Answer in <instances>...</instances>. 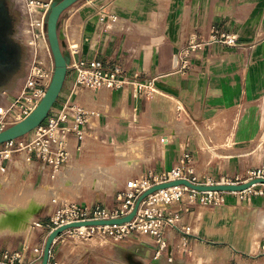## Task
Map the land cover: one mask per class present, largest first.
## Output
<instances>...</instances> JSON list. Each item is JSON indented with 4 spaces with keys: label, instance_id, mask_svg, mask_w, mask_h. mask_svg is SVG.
I'll return each instance as SVG.
<instances>
[{
    "label": "crops",
    "instance_id": "crops-1",
    "mask_svg": "<svg viewBox=\"0 0 264 264\" xmlns=\"http://www.w3.org/2000/svg\"><path fill=\"white\" fill-rule=\"evenodd\" d=\"M62 21L65 50L76 43L77 57L100 60L107 70L120 66L138 81L153 79L155 92L80 91L76 101L98 115L79 148L71 139L70 160L54 175L22 157L0 162V250L22 251L39 264L35 249H43L50 233L54 198L115 206L129 179L168 170L185 153L203 182L235 181L264 163V0H79ZM212 31L234 36L237 45L207 42ZM193 36L201 49L184 68L182 52ZM73 80L68 71L58 102ZM233 122L237 145L216 152L214 143L225 142ZM119 147L129 151L119 157L124 161L113 181L95 178L87 189L74 182V166L104 148L115 163ZM181 214L191 231L167 228L164 248L150 235L76 243L61 234L49 262L264 264V194L226 192L222 204L194 203Z\"/></svg>",
    "mask_w": 264,
    "mask_h": 264
},
{
    "label": "built area",
    "instance_id": "built-area-1",
    "mask_svg": "<svg viewBox=\"0 0 264 264\" xmlns=\"http://www.w3.org/2000/svg\"><path fill=\"white\" fill-rule=\"evenodd\" d=\"M52 0H23L21 2L22 26L18 30L17 40L27 52V70L25 76L14 91H5L0 95V131L22 121L40 103L44 97L54 72V60L47 38V16ZM102 9L100 19H105ZM207 42L216 41L226 46H236V38L230 34L212 31ZM202 42V41H201ZM204 42V41H203ZM197 37H191L188 46L182 52V66L187 67V59L201 49ZM70 63L68 71L73 73V83L64 93L61 101L54 104L48 117L35 128L32 137L25 136L8 140L0 144V162L22 157L27 162H37L43 169H51L53 175L60 171L70 160V141L76 145L90 135L89 122L97 116L75 97L85 88L116 89L131 86L139 97L151 96L155 92L153 79L138 81L129 76L120 66L107 70L100 60H87L77 57L76 43L70 45ZM62 93V92H61ZM255 178H264V163L247 169L240 179L222 182H246ZM176 180H188L194 184L216 183L203 182L195 171L192 154L185 153L180 162L172 168L155 173L148 171L129 179L117 194L118 204L112 207L100 203H80L68 198H54V209L49 217L50 231L74 222L107 220L123 217L131 212L136 199L147 189ZM247 194H264V184H255L240 191ZM226 192L200 191L187 185H173L158 189L149 194L141 203L135 217L122 224L83 225L71 227L61 233L69 241L88 242L93 238L108 242H122L132 234L153 236L160 248L166 246L165 233L172 228L184 234L191 227L184 222L182 211H189L191 205H218L225 201ZM180 203L181 209H173ZM60 234V235H61ZM37 260L42 257V248L35 249ZM159 253V252H158ZM0 262L5 264H32L33 260L19 250H0ZM49 264H62L59 261Z\"/></svg>",
    "mask_w": 264,
    "mask_h": 264
},
{
    "label": "water",
    "instance_id": "water-1",
    "mask_svg": "<svg viewBox=\"0 0 264 264\" xmlns=\"http://www.w3.org/2000/svg\"><path fill=\"white\" fill-rule=\"evenodd\" d=\"M78 1L79 0H52L46 23L48 43L54 60V72L52 80L40 103L27 117H25L22 121H19L18 123H15L0 131V144L8 140H13L28 135L45 121L52 107L57 102L66 81L68 65L71 59L69 51L65 50L66 43L64 28L62 26V15L69 7ZM19 43L22 45L21 42ZM180 184L187 185L200 191L240 192L250 188L255 184H264V178H255L246 182H216L211 184H194L188 180H176L155 185L140 194L136 199L131 212L123 217L107 220L74 222L51 230L44 243L41 257L42 259L39 264H49L52 245L55 239L66 229L83 225H111L122 224L131 221L135 217L142 201L149 194L161 188ZM0 264L5 263L0 262Z\"/></svg>",
    "mask_w": 264,
    "mask_h": 264
},
{
    "label": "rangeland",
    "instance_id": "rangeland-1",
    "mask_svg": "<svg viewBox=\"0 0 264 264\" xmlns=\"http://www.w3.org/2000/svg\"><path fill=\"white\" fill-rule=\"evenodd\" d=\"M23 0H12V4L14 5V7L18 10L19 12V19L17 21V29H16V35L18 36V30L19 28H21L22 26V15H21V2ZM26 51V50H25ZM27 55V52L25 53V56ZM27 57H25V64L23 67V71L20 74V76H18L16 82L12 85V87H10L9 91H13L15 90L19 84L22 82L26 70H27ZM45 122V121H44ZM235 123L233 122L232 127L229 128L228 130V134L227 139H225V142L223 141V143H214V147L217 148L216 152H219V150H232L237 144L236 142V138H235ZM210 131H213L212 128H210ZM230 131V132H229ZM33 134H31V132L26 135V139L29 140L32 137ZM203 135H204V131H203ZM205 139H204V146H209L210 143L207 140L206 134L204 135ZM129 151V148H123V147H119V149L116 151L117 152V159L115 160V163H113V161L108 159V153L107 150L101 149L99 150V152L97 153V155H95L94 157L90 158V159H85L82 160L80 162V164L78 163L77 166H74V170H72V178L74 179V182H78L81 185H83V189H87L90 187V184L92 183V181L95 178H106V179H110V180H114V178H116V176L113 173H117L118 170H120L119 168L122 167L123 165V158H119L121 156V154L123 153H127ZM215 151H212V153H214ZM126 160V159H125ZM130 161H134L136 160V158L134 159H129ZM132 163H129L127 161V163H125L126 166L131 167ZM255 168V167H253ZM252 168V169H253ZM251 169V168H249ZM133 178V177H132ZM71 192V193H70ZM70 194L75 195V189L73 191H70ZM76 243H86V242H81V241H76Z\"/></svg>",
    "mask_w": 264,
    "mask_h": 264
},
{
    "label": "flooded vegetation",
    "instance_id": "flooded-vegetation-1",
    "mask_svg": "<svg viewBox=\"0 0 264 264\" xmlns=\"http://www.w3.org/2000/svg\"><path fill=\"white\" fill-rule=\"evenodd\" d=\"M18 19L12 0H0V95L9 91L25 64V47L16 37Z\"/></svg>",
    "mask_w": 264,
    "mask_h": 264
},
{
    "label": "bare ground",
    "instance_id": "bare-ground-1",
    "mask_svg": "<svg viewBox=\"0 0 264 264\" xmlns=\"http://www.w3.org/2000/svg\"><path fill=\"white\" fill-rule=\"evenodd\" d=\"M2 219H5V217H2Z\"/></svg>",
    "mask_w": 264,
    "mask_h": 264
}]
</instances>
